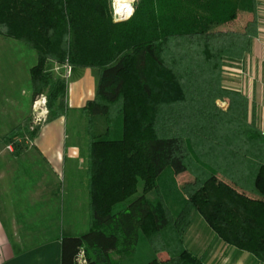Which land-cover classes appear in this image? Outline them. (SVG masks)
<instances>
[{"label": "trees", "instance_id": "obj_1", "mask_svg": "<svg viewBox=\"0 0 264 264\" xmlns=\"http://www.w3.org/2000/svg\"><path fill=\"white\" fill-rule=\"evenodd\" d=\"M257 6L136 0L115 21L111 0H0V35L36 53L32 100L45 94L46 120L66 113V79L49 61L98 72L81 108L88 231L61 236L59 264H121L140 233L167 254L160 264H206L182 239L193 210L222 241L264 264V133L247 96L223 84L224 65L257 35ZM139 181L141 194L130 200Z\"/></svg>", "mask_w": 264, "mask_h": 264}, {"label": "crops", "instance_id": "obj_2", "mask_svg": "<svg viewBox=\"0 0 264 264\" xmlns=\"http://www.w3.org/2000/svg\"><path fill=\"white\" fill-rule=\"evenodd\" d=\"M257 21V35L250 50L241 59L224 65L223 84L247 96L250 109L255 111L257 125L264 133V0H258ZM4 38L7 40L10 37H0V57L3 52L13 54L15 48L12 44L7 47L1 45ZM21 51L24 52V49ZM21 64L20 60L9 67L0 64V92L5 90L2 84H12L17 80L20 72L18 66ZM32 66L25 72L30 73ZM47 67L66 79V113L56 119L46 120L32 135L30 144H16L12 151L6 148V144L25 133L13 135L11 131L22 124L26 117L31 118L32 95L28 113L23 116L18 109L21 102L8 101L4 93H0V264H59L60 238L63 234L53 238H36L38 233H47L41 219L49 217L50 213L42 206L43 198L51 192L57 197L55 186L65 178L67 163L71 166L73 185L76 171L82 165L80 161L87 154L86 119L81 114V108L94 97L98 72L95 75L92 71L95 68L85 67L70 68L67 73L65 65L51 61ZM6 70L12 75L7 81L3 76ZM72 76L75 79L68 84V78ZM72 112L75 113L74 119L69 117ZM15 114L20 116L13 119ZM8 118L12 124L2 125L8 122ZM19 118L21 120L15 122ZM24 183L29 185L28 193L25 192L27 195L19 189V185ZM193 211L182 239L185 247L200 255L204 263L263 264L250 253L222 241L202 217L196 219L194 225ZM159 254L162 258L160 261L167 257L165 252Z\"/></svg>", "mask_w": 264, "mask_h": 264}, {"label": "rangeland", "instance_id": "obj_3", "mask_svg": "<svg viewBox=\"0 0 264 264\" xmlns=\"http://www.w3.org/2000/svg\"><path fill=\"white\" fill-rule=\"evenodd\" d=\"M123 2V0H121ZM136 0H133L131 3V9L133 10V3ZM116 8V0H111V9L113 19L117 17L119 12L115 9ZM118 12V14L116 13ZM115 14V15H114ZM127 14L125 13L122 16L126 19ZM130 15V14H129ZM123 20V19H122ZM2 37V36H0ZM8 44L15 45V48L12 52H3L0 57V64L4 67H9L10 65H14L17 60L22 61L20 67V72L17 75V80L14 81L12 84L6 83L2 84L5 90L1 91L4 93V98L8 101L16 100L21 102V106L18 108L21 111V114L25 116L29 110L30 98L32 95V87H31V80H30V73H26L25 70L28 69L30 65H34L36 63V53L34 50L27 48L21 41L15 39H7L4 42H1V45L7 47ZM24 49V52L21 51ZM11 51V50H9ZM17 54V55H16ZM14 56H18L15 58ZM95 75L97 74L96 70H92ZM5 81H7L8 77L12 76L6 73L3 74ZM75 79V76L68 78V84L72 83ZM217 104L225 109L227 107L226 100H218ZM32 111V110H31ZM8 116V115H7ZM19 115L12 116L13 119L19 117ZM70 119H74L75 113L72 112V115L69 116ZM7 119V117H5ZM31 119V118H30ZM21 118H19L15 122H19ZM11 120L8 118V122H3L2 125L12 124ZM72 123V121H71ZM30 124V122H29ZM73 124V123H72ZM87 155V154H86ZM80 163L82 164L78 171H76L75 179L72 185V180L70 177V170L71 166L67 163L66 171H65V178L62 179V182L57 183L55 189H57V197H54V193H49V195H45L46 197L43 198L42 206L43 208L47 209L50 213L49 217L41 219L42 224L46 227L47 233L43 234H36V238L38 239H45V238H53L56 236H60L61 234L64 235H80L88 231V223H89V209H88V200H87V175H86V156L83 155ZM23 177V176H22ZM21 177V178H22ZM183 177V176H182ZM180 179V178H179ZM78 181L81 182L80 185ZM177 183V182H176ZM61 185V186H60ZM19 189L25 195L28 193L29 185L25 184L20 186ZM53 189V187H51ZM142 189V182L139 181L138 183V190L137 192L130 198V200L134 199L136 196L141 194ZM26 192V193H25ZM27 195V194H26ZM86 196V198H85ZM156 196L155 190L150 191L147 193L146 197L152 200ZM48 198V201L45 202ZM45 205H47L45 207ZM127 205V202L118 204L114 212L119 210L120 208ZM55 213V217H54ZM196 219H202L201 216L196 211H193V224L195 225ZM191 220V219H190ZM37 221V219H35ZM202 221V220H201ZM192 224V225H193ZM189 227V225H188ZM187 227V228H188ZM186 228V230H187ZM185 232V231H184ZM183 232V233H184ZM183 238V234H182ZM113 258H118L117 254H113ZM156 259L158 261L157 264H160L159 261L161 258V254L155 253L152 248L150 247L147 239L140 233L138 235V241L136 244V249L131 256H124L122 258L121 264H145L147 262Z\"/></svg>", "mask_w": 264, "mask_h": 264}, {"label": "built area", "instance_id": "obj_4", "mask_svg": "<svg viewBox=\"0 0 264 264\" xmlns=\"http://www.w3.org/2000/svg\"><path fill=\"white\" fill-rule=\"evenodd\" d=\"M131 6V4H130ZM116 9V8H115ZM117 13V12H116ZM118 14V13H117ZM120 14V13H119ZM115 15V14H114ZM129 16V14H127ZM124 16L118 15L114 18L115 21L124 20ZM66 72H69L70 67L65 65ZM56 70H58V67H55ZM43 100V103H40L38 105V102ZM32 111H31V119L30 124L28 126L27 131L22 135L18 137H14L8 144H6V148L8 150H13L14 146L16 144H30L32 140V134H35L38 130V128L46 121L48 116V109H47V102H46V96L45 94H39L32 100ZM43 113V115H41ZM79 264H84V260L82 257L79 258Z\"/></svg>", "mask_w": 264, "mask_h": 264}, {"label": "clouds", "instance_id": "obj_5", "mask_svg": "<svg viewBox=\"0 0 264 264\" xmlns=\"http://www.w3.org/2000/svg\"><path fill=\"white\" fill-rule=\"evenodd\" d=\"M133 2V0H123V2H121V0H117V3L120 4V8L117 9V11H120V9L122 8L124 11H126L127 13L131 14L132 9L130 7V4ZM40 103H43V100L38 102V105ZM41 115H43V113H41Z\"/></svg>", "mask_w": 264, "mask_h": 264}, {"label": "bare ground", "instance_id": "obj_6", "mask_svg": "<svg viewBox=\"0 0 264 264\" xmlns=\"http://www.w3.org/2000/svg\"><path fill=\"white\" fill-rule=\"evenodd\" d=\"M122 2V1H121ZM118 8H120V4L119 3H117V0H116V10L118 9ZM121 15H123V14H125L126 13V11H124L122 8L120 9V11H118ZM117 12V13H118Z\"/></svg>", "mask_w": 264, "mask_h": 264}]
</instances>
